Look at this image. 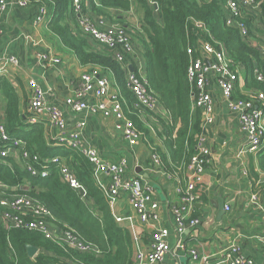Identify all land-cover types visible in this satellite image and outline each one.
Wrapping results in <instances>:
<instances>
[{
  "label": "built area",
  "instance_id": "obj_1",
  "mask_svg": "<svg viewBox=\"0 0 264 264\" xmlns=\"http://www.w3.org/2000/svg\"><path fill=\"white\" fill-rule=\"evenodd\" d=\"M213 1V0H209ZM31 0H0V14L7 12L16 5L27 7ZM149 7L157 11L156 0H147ZM226 26L235 28L241 38L246 40L252 48L259 52L262 66L253 71L254 77L264 84V39L260 36L253 38L245 19H251L253 29L261 28L260 2L254 0H223ZM72 11L76 19L79 33L89 38L99 47L113 51L115 61L125 71L127 90L133 95L135 101L127 112L135 117H143V112L163 115L153 94L150 92L146 79L136 71H130L132 64L129 60L136 51L130 35L121 25L108 24L103 18L94 19L84 11L83 0H72ZM255 15L260 20L257 22ZM48 17L45 5H40L35 23L39 24ZM200 33L194 35L193 44H189L186 53L189 58L187 67V80L190 87V100L192 112L200 113V133L196 137L195 154L192 156L186 170L189 178L186 185L179 190L180 203L171 206L170 214L173 217V233L177 244H181L184 231L193 229L200 221L190 215V210L200 198L198 182L206 172L207 158L210 148L207 144L206 129L214 124V101L211 88L214 85L224 100L226 107L237 116L240 130L247 140L248 150L258 153L264 150V93L261 91H247L246 95L236 97L240 92L242 69L232 65L230 57L224 46L214 41L201 22H195ZM206 34V38L203 35ZM2 31L0 30V39ZM4 62L17 64L15 57H7ZM39 61L48 62L46 53L39 55ZM30 95L23 114L25 124H43L55 131L54 140L57 146L67 150H76L82 153L93 170L96 185L103 191L110 206L111 213L120 199H125L141 224L157 222L159 220V202L154 197V189L139 176L126 177L128 162L125 158L115 161H106L93 147L82 144V128L84 118L89 116H113L116 120L115 129L122 134L124 141L135 146L143 137L135 123L125 112V99L118 88H114L107 78H101L96 72H85L77 82L73 93L64 99L66 112L76 115L79 120L72 128L67 126L66 115L58 107L47 103L45 92L35 80L29 81ZM164 112V114L162 113ZM150 116V115H149ZM12 152H17L21 170L33 178L45 179L49 176L50 167L56 166L63 183L86 196V190L78 181L76 174L69 165L68 160L61 156L50 159H41L37 154H31L25 149L23 141L12 138L6 132L4 124H0V157L10 158ZM161 168V160L156 152L151 155V168ZM104 176V178H102ZM0 188H5L0 184ZM26 188V189H25ZM23 190H27L24 187ZM0 206L5 209L2 221L5 226L9 223L14 227H21L41 234L46 240L58 246L70 248L80 253L98 252L89 243L79 239L70 229L63 230L52 227L53 216L40 202L32 198L19 195L2 199ZM229 211V208H225ZM115 223L125 229L131 236L132 243L139 237L130 226L131 218L118 216L112 213ZM23 218H27L24 220ZM30 218V219H28ZM171 232L167 227L158 228L150 236L146 250L137 251L134 264H161L171 252L169 236ZM193 261L200 259L196 250H189ZM224 264H254L250 258L245 257L237 245H232L225 254Z\"/></svg>",
  "mask_w": 264,
  "mask_h": 264
},
{
  "label": "trees",
  "instance_id": "obj_2",
  "mask_svg": "<svg viewBox=\"0 0 264 264\" xmlns=\"http://www.w3.org/2000/svg\"><path fill=\"white\" fill-rule=\"evenodd\" d=\"M97 1L102 8L130 9L129 0ZM138 1L144 10V19L137 34L142 45L145 79L159 108L168 118L148 112L143 114L152 116L157 123V134L166 150L165 154L157 151L162 169L168 174H183L195 154L196 137L200 133V113L191 110L187 80L189 58L186 48L193 44L194 35L201 32L195 22H201L213 40L224 46L232 65L242 69L245 88L249 91L264 93V84L253 75L254 69L262 66V61L258 50L241 38L235 28L226 26L223 0H156L162 23L156 20L155 10L149 7L147 0ZM254 1L260 2V17L264 26V0ZM31 2L47 7L48 13H51L47 28L75 55L80 65L101 67L114 75L117 82L111 84L118 88L125 99L127 113L135 99L126 88L125 71L115 61L113 51L102 47L98 49L91 40L79 33L72 0ZM67 18L71 19V26ZM245 23L253 37L251 19H245ZM256 31L260 38H253L263 42L264 28ZM203 35L206 38V34ZM0 95L5 103L0 123L4 124L8 135L23 141L25 149L41 159L55 156L66 158L86 190V196L82 198L62 182L54 165L50 167L47 178H33L21 170L13 159L0 157V184L5 187L0 188V201L25 195L42 203L53 216V228L70 229L98 251L80 253L58 246L38 232L14 227L10 223L5 226L2 221L5 209L0 206V264H134L131 236L115 223L110 206L103 191L96 185L92 167L86 158L76 150L48 148L44 141L43 124H25L19 111V98L11 84L2 77ZM127 115L138 130L145 134V129L135 116ZM257 158L259 168L264 172V150L257 153ZM23 187H27V190H23ZM26 246L38 249L33 259L27 256Z\"/></svg>",
  "mask_w": 264,
  "mask_h": 264
},
{
  "label": "crops",
  "instance_id": "obj_3",
  "mask_svg": "<svg viewBox=\"0 0 264 264\" xmlns=\"http://www.w3.org/2000/svg\"><path fill=\"white\" fill-rule=\"evenodd\" d=\"M129 2L130 9L121 10L102 8L97 0H83L87 15L94 19L103 18L110 25H121L126 29L136 51L129 58L132 70L145 78L142 45L137 34L144 19V10L138 0ZM39 7L30 2L27 7L16 5L0 14V77L5 78L17 94L21 116L30 95L29 81L33 79L45 92L47 103L63 111L67 126L72 128L79 118L66 112L63 103L73 93L78 78L91 71L101 78H107L110 83L117 81L112 73L101 67L80 65L75 55L47 28L51 13H48L44 22L36 24L34 21ZM154 16L162 23L156 10ZM67 19L71 26V19ZM43 53L48 54V62L39 61V55ZM7 57H15L18 63L14 65L4 62L3 59ZM240 75L241 87L236 97L244 96L249 91L245 88L244 73ZM211 92L215 119L214 124L205 132L210 155L206 172L198 182L200 198L190 210V215L200 223L184 231L181 244H177L176 235L172 231L174 223L170 208L180 203L179 190L186 185L190 174L187 170L183 174H168L162 166L151 168L152 153H166L152 116L135 117L145 129V134L133 147L115 129L116 120L113 116L84 118L82 144L95 148L106 161L125 158L128 162L126 177H141L153 187L154 197L159 202V220L147 224L139 222L125 199H120L113 208V214L131 218L130 226L139 237L133 243V261L137 251L146 250L153 231L167 227L171 232V252L161 264H224L225 254L232 245H237L241 253L254 264H264V172L259 168L257 153L248 150L246 136L240 130L237 116L227 109L214 85ZM4 112L5 103L0 95V121L3 120ZM159 116L165 118L161 114ZM44 128V141L48 148L66 149L56 145L54 129L48 125ZM10 158L20 166L17 152H12ZM219 201L224 203V214L221 217L218 216ZM226 207L229 211H225ZM191 249L196 250L200 259L193 261L190 258Z\"/></svg>",
  "mask_w": 264,
  "mask_h": 264
},
{
  "label": "water",
  "instance_id": "obj_4",
  "mask_svg": "<svg viewBox=\"0 0 264 264\" xmlns=\"http://www.w3.org/2000/svg\"><path fill=\"white\" fill-rule=\"evenodd\" d=\"M129 69H130V71H132L131 67H129ZM102 178H104V176H102ZM83 194H84V192L80 191V195L82 196ZM217 208H218V216L221 217L224 214V203L219 201V205ZM26 252H27V256L30 259H33L37 255L38 249L34 246H26Z\"/></svg>",
  "mask_w": 264,
  "mask_h": 264
},
{
  "label": "rangeland",
  "instance_id": "obj_5",
  "mask_svg": "<svg viewBox=\"0 0 264 264\" xmlns=\"http://www.w3.org/2000/svg\"><path fill=\"white\" fill-rule=\"evenodd\" d=\"M255 17L257 18V22L259 23V21H261L259 16L255 15ZM263 28H264V26L262 25V30H263ZM256 30H261V28H256L255 30L253 29V31H254V36L253 37H256V34L258 33Z\"/></svg>",
  "mask_w": 264,
  "mask_h": 264
}]
</instances>
